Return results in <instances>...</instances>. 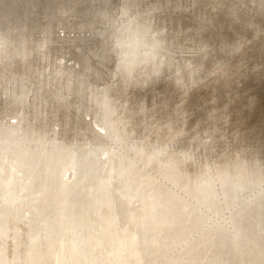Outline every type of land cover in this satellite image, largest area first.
I'll use <instances>...</instances> for the list:
<instances>
[{"label": "rangeland", "instance_id": "1", "mask_svg": "<svg viewBox=\"0 0 264 264\" xmlns=\"http://www.w3.org/2000/svg\"><path fill=\"white\" fill-rule=\"evenodd\" d=\"M72 1L69 0L68 3L71 2V5H66L63 10L64 14H60L64 18L60 27L58 24L56 25L57 18H59L56 15L43 17V13H39L34 16L29 11L23 12L19 7H17V12L11 16L12 18L7 20L4 13L16 10V7L14 6V8L10 4L1 6L0 2V24H2L0 25V47L6 46L4 49L0 48V61L2 58L0 63V66L2 65L0 67V136H2L0 145L5 147L4 149L0 147L2 149L0 150L2 156H0V172L2 171L0 174L2 178V180L0 178V206L6 204L11 210L14 209L13 211H20V225L15 231L17 234L25 229H35L37 226L34 231L41 240L37 247L29 248V252L34 248L37 251L32 250L33 252L28 254V259L15 260L12 264H62L56 262L62 261V253L67 250H70L67 251L68 254H74L71 255L75 264L79 262V264H264V0ZM96 3L99 7L102 6L99 8ZM43 4L50 6L47 1H44ZM95 6L97 8L94 10ZM19 11L24 15L17 19ZM32 20L35 21L32 22ZM54 21L55 23L52 24ZM42 22L47 25L44 26ZM22 24L23 27L19 29ZM51 25H53L52 28ZM80 26L84 27V30ZM111 28L112 30H109ZM5 29L10 32H6ZM22 29H26V33L23 32L20 35ZM45 30L47 31L44 32ZM13 31L15 32L13 33ZM18 31L19 33H16ZM53 32L55 33L53 34ZM67 34H69L68 37ZM19 36L16 43L19 48L18 46L10 48L11 42L9 41L13 42ZM137 38L138 40H136ZM89 39L92 41L91 43L88 41ZM39 43L41 44L38 45ZM92 43L93 45H91ZM68 47L71 49L68 50ZM77 47L79 48L77 49ZM29 49L30 51H28ZM66 50L69 52L67 53ZM74 50H78L76 52L81 57L80 55L75 56ZM94 50L95 54H93ZM98 50L99 52H96ZM19 55L21 57L18 58ZM87 56L90 58L88 59ZM79 58H84L85 61L82 59L80 65L75 67ZM46 62L47 66H45ZM84 62L88 66H85ZM109 64L110 66H108ZM64 67H66V71ZM9 68L10 70H8ZM73 68L75 69L73 70ZM39 70L42 73L38 74ZM35 71L36 73H34ZM54 73L55 75H53ZM95 78L97 79L95 80ZM67 79L71 83L68 84ZM74 80L75 84H73ZM52 83L57 86L55 87ZM20 89L22 90L19 91ZM67 95L70 96L66 97ZM30 96L34 98L32 99ZM55 98L59 100L57 101ZM53 99L55 102L57 101L58 105L53 102ZM63 99L64 101H61ZM2 104L3 106H1ZM74 104L77 105L76 108ZM4 105L8 106L4 108ZM73 113L75 114L73 115ZM88 113L89 116H87ZM96 113L98 114L96 115ZM37 120L39 124L36 122ZM36 127L38 131L46 132L48 136V138L46 136L47 142L42 139L40 143L36 144L44 146L43 153H41L43 156L39 155L37 160L43 161L52 158L50 168L55 172L52 170L49 173H52L53 176H56L60 170L63 171V175L65 174L66 177L61 176V179L63 178L68 183L66 186L69 197L66 202L58 201L59 199L56 200V198L49 200L46 197V199L44 194L38 193L42 188H39L40 185L37 182L34 183L30 178L25 179L26 175L29 176L23 171L25 164L22 162L25 161L24 158L30 151V145L36 143V141H32V137H29L31 128L36 129ZM15 130L17 131L15 132ZM93 143L95 144L93 145ZM62 148L67 151L64 152ZM56 152L59 155H55ZM84 152L89 154L84 155ZM71 157L74 161H69L68 164ZM8 163L15 166L12 165L10 168ZM16 165L19 166L18 170ZM64 172H68V174ZM80 179L81 181L78 182ZM21 181L23 182L21 183ZM14 182L18 187L20 185L24 187L22 193L16 192L18 187ZM69 192L73 194V198ZM5 193H7L5 196L2 195ZM19 196L22 200L19 199ZM17 200L22 204L19 201L16 203ZM76 200L77 202H74ZM65 205L67 209L73 207V210H70L68 215L66 214L67 216L60 218L61 221L55 214L57 215ZM38 206H41L40 209ZM80 209L82 210L80 211ZM86 214H89L88 218L83 216ZM34 215H37L38 220ZM50 215H54V219ZM66 217L70 218V221H63ZM46 218L51 220H46ZM24 219H27V222ZM41 219L44 222L40 221ZM256 219H259V222H256ZM93 223L94 226H92ZM9 226L10 234H12L15 230L12 220L9 221ZM45 226L48 227L45 228ZM20 228L22 229L19 230ZM0 237V241H2L0 247L3 244L0 253L3 250L11 251V253L7 252L10 264L11 258H13L12 250L17 244V236L13 235L14 239L9 237L10 240ZM46 237H49L48 240ZM57 239L59 240L56 241ZM23 245L24 248L25 245ZM53 251L57 253L55 254ZM48 257L52 259H48ZM27 260L30 262L28 263ZM1 261H3V257Z\"/></svg>", "mask_w": 264, "mask_h": 264}, {"label": "bare ground", "instance_id": "2", "mask_svg": "<svg viewBox=\"0 0 264 264\" xmlns=\"http://www.w3.org/2000/svg\"><path fill=\"white\" fill-rule=\"evenodd\" d=\"M44 1H47V3H48V5L50 4V6H46L45 4H43L44 3ZM72 1V0H71ZM97 1V0H96ZM96 1H94V2H96ZM102 1V0H101ZM107 1V0H106ZM108 1H112V0H108ZM107 1V2H108ZM115 1H118V0H115ZM114 1V2H115ZM249 1V0H248ZM0 2H1V6L2 5H7V4H10L11 6H15L16 7V10L14 9V10H9V11H7V12H5L4 14H5V17L7 18V20H9L10 18H12L11 16L13 15V14H15L16 12H17V7H19V8H21V10L24 12V11H29L30 12V14H33L34 16L35 15H38L39 13L41 14V13H43V17H45V15H46V17L48 16V15H50V16H54V15H56V17H59V18H57V22L58 23H56V25L58 24L59 25V27L63 24L61 21H63L64 20V18H62V16L63 15H60V14H64V12H63V10L65 9V7H66V5H68V4H70V3H68L69 2V0H0ZM73 2V1H72ZM82 2V1H81ZM106 2V3H107ZM179 2V1H178ZM227 2V1H226ZM75 3V2H74ZM83 3H85V2H83ZM100 3V2H99ZM111 3V2H110ZM97 5H98V3H96ZM102 4V3H101ZM104 4H105V2H104ZM113 4H115V3H113ZM176 4V3H175ZM260 4V3H259ZM9 5V6H10ZM71 5V4H70ZM78 5V4H77ZM84 5V4H83ZM87 5V4H86ZM90 5V4H89ZM89 5H88V7H89ZM92 5H93V3H92ZM106 5H108V3L106 4ZM110 5V4H109ZM229 5V4H228ZM0 6V7H1ZM43 6H44V8H43ZM102 6V5H101ZM100 6V7H101ZM111 6H112V3H111ZM117 6H118V3H117ZM14 7V8H15ZM73 7V6H72ZM75 7V6H74ZM82 7V6H81ZM84 7V6H83ZM87 7V8H88ZM91 7V6H90ZM98 7H99V5H98ZM99 7V8H100ZM104 7H105V5H104ZM110 7V6H109ZM86 8V7H85ZM95 8H97L96 6L94 7V10H95ZM108 8V7H107ZM106 8V9H107ZM114 8V7H113ZM118 8V7H117ZM231 8V7H230ZM254 8V7H253ZM4 9V8H3ZM10 9H11V7H10ZM70 10H71V8H69ZM75 9V8H74ZM89 9V8H88ZM87 9V10H88ZM104 9V8H103ZM106 9H104V10H106ZM111 9V8H110ZM115 9V8H114ZM150 9V8H149ZM237 9V8H236ZM83 10V9H82ZM87 10H85L86 12H87ZM100 10V9H99ZM107 10H109V9H107ZM118 10V9H117ZM116 11V10H115ZM147 11V10H146ZM157 11V10H156ZM1 12V11H0ZM23 12H20L19 11V14L17 15L18 16V18L17 19H20L24 14H23ZM26 12V13H27ZM80 12V11H79ZM97 12V11H96ZM95 12V13H96ZM109 12V11H108ZM78 13V12H77ZM91 13V12H90ZM94 13V14H95ZM102 13V12H101ZM115 13V12H114ZM154 13V12H153ZM3 14V13H2ZM69 14V13H68ZM68 14H67V16H68ZM83 14H85V13H83ZM93 14V13H92ZM100 14V13H99ZM107 14V13H106ZM136 14V13H135ZM26 15V14H25ZM32 15V16H33ZM91 15V14H90ZM96 15H97V13H96ZM101 15V14H100ZM120 15V14H119ZM15 16V15H14ZM16 16V17H17ZM27 16H28V14H27ZM31 16V15H30ZM30 16L28 17V19L30 18ZM66 16V15H65ZM71 16V15H70ZM85 16V15H84ZM105 16V15H104ZM115 16H116V14H115ZM138 16V15H137ZM208 16V15H207ZM20 17V18H19ZM42 17V18H43ZM69 17V16H68ZM81 17H82V14H81ZM106 17H108V16H106ZM185 17V16H184ZM36 18V17H35ZM41 18V19H42ZM84 18V17H83ZM97 18V17H96ZM95 18V19H96ZM105 18V17H104ZM118 18V17H117ZM140 18V17H139ZM251 18V17H250ZM23 20H24V18H22ZM38 20H41V19H39V18H37ZM36 19V20H37ZM45 19V18H44ZM48 19V18H47ZM47 19H46V21H47ZM51 19V18H50ZM74 19V18H73ZM79 19V18H78ZM86 19V18H85ZM84 19V20H85ZM101 19V18H100ZM100 19L98 20V21H100ZM154 19V18H153ZM37 20V21H38ZM43 20V19H42ZM41 20V21H42ZM91 20V19H90ZM114 20H115V18H114ZM14 21V20H13ZM16 21V20H15ZM19 21H21V20H19ZM18 21V22H19ZM35 21V20H34ZM33 20H32V22H34ZM40 21V22H41ZM67 21H68V19H67ZM92 21V20H91ZM96 21V20H95ZM103 21V20H102ZM2 22V21H1ZM18 22H17V25H18ZM44 22V21H43ZM42 22V23H43ZM49 22V21H48ZM70 22V21H69ZM80 22V21H79ZM104 22V21H103ZM111 22H113V21H111ZM118 22V21H117ZM178 22V21H177ZM31 23V22H30ZM37 23V22H36ZM41 23V24H42ZM51 23V22H50ZM55 23V21L52 23V24H54ZM65 23V22H64ZM76 23V22H75ZM85 23H86V21H85ZM93 23H94V21H93ZM92 23V24H93ZM208 23V22H207ZM259 23V22H258ZM24 24V23H23ZM23 24H22V26L19 28V27H17V28H19V29H21L22 27H23ZM44 24V23H43ZM83 24H84V22H83ZM91 24V23H90ZM117 24V23H116ZM260 24V23H259ZM0 25H2V24H0ZM20 25V24H19ZM31 25V24H30ZM36 25V24H35ZM47 24H44V26H46ZM77 25V24H76ZM80 25V24H79ZM160 25V24H159ZM8 26V25H7ZM11 26V25H10ZM13 26V25H12ZM28 26H29V24H28ZM32 26V25H31ZM39 26V25H38ZM37 26V27H38ZM75 26V25H74ZM73 26V27H74ZM84 26V25H83ZM94 26H96L95 24H94ZM110 26H111V24H110ZM2 27V26H1ZM25 27V26H24ZM34 27V26H33ZM53 27V25H51V28ZM64 27V26H63ZM63 27H61V28H63ZM80 27H82V26H80ZM90 27V26H89ZM97 27V26H96ZM106 27H107V25H106ZM159 27V26H158ZM13 28V27H12ZM36 28V27H35ZM49 28V27H48ZM72 28V27H71ZM77 28H78V26H77ZM105 28V27H104ZM109 28V27H108ZM143 28V27H142ZM264 28V27H263ZM15 29V28H14ZM39 29V28H38ZM43 29V28H42ZM50 29V28H49ZM66 27H65V31H66ZM82 29L84 30V27H82ZM90 29V28H89ZM115 29V28H114ZM154 29V28H153ZM2 30H4L3 28H2ZM1 30V31H2ZM8 30V29H7ZM31 30V29H30ZM35 30V29H34ZM48 30V29H47ZM47 30H45L44 32H46ZM83 30H82V32H83ZM102 30V29H101ZM109 30H112V28L111 29H109ZM160 30V29H159ZM5 31H6V29H5ZM20 31V30H19ZM19 31L18 32H16V33H19ZM26 31V29H22V31H20V35L21 34H23V32L24 33H26L25 32ZM55 31V30H54ZM58 31V30H57ZM73 31V30H72ZM78 31V30H77ZM95 31V30H94ZM2 32H4V31H2ZM6 32H8V31H6ZM5 32V33H6ZM10 32V31H9ZM8 32V33H9ZM15 31H13V33H14ZM34 31L32 30V33H33ZM101 32V31H100ZM1 33V32H0ZM29 33V32H28ZM27 33V34H28ZM49 33V32H48ZM47 33V34H48ZM55 32H53V34H54ZM57 33V32H56ZM78 33V32H77ZM80 33V32H79ZM85 33V32H84ZM83 33V34H84ZM89 33V32H88ZM92 33V32H91ZM102 33V32H101ZM105 34L107 33V32H104ZM112 33H113V31H112ZM136 33H137V31H136ZM3 34V33H2ZM7 34V33H6ZM31 34V33H30ZM36 34V33H35ZM51 34V33H50ZM50 34H49V37H50ZM64 34V33H63ZM71 34H72V32H71ZM90 34V33H89ZM93 34V33H92ZM8 35H10V34H8ZM14 35H17V34H14ZM25 35V34H24ZM29 35V34H28ZM74 35V34H73ZM118 35V34H117ZM162 35V34H161ZM27 36V35H26ZM26 36H24V38H26ZM35 36V35H34ZM40 36V35H39ZM51 36H53V35H51ZM56 36V35H55ZM60 36H64V35H60ZM69 36V34H67V37ZM88 36V35H87ZM114 36H115V34H114ZM166 36V35H165ZM1 37H3V36H1ZM5 37V36H4ZM9 37H11V36H9ZM12 37H14V36H12ZM30 37V36H29ZM37 37V36H36ZM43 37V36H42ZM75 37V36H74ZM81 37V36H80ZM93 37V36H92ZM105 37H106V35H105ZM167 37V36H166ZM19 38H20V36L19 37H17L16 39L17 40H14L13 42L12 41H9V42H11V45L9 46L10 48H14V47H17L18 46V48H19V45H16V43L18 42V40H19ZM41 38V37H40ZM44 38V37H43ZM43 38H41V39H43ZM79 38V37H78ZM85 38V37H84ZM94 38V37H93ZM1 39V38H0ZM4 39V38H3ZM32 39V38H31ZM35 39V38H34ZM37 39V38H36ZM40 39V40H41ZM51 39H54V38H51ZM74 39V38H73ZM92 39V38H91ZM105 39V38H104ZM109 39V38H108ZM210 39V38H209ZM10 40H12V39H10ZM29 40V39H28ZM58 40V39H57ZM66 40V39H65ZM79 40H81V39H79ZM106 40V39H105ZM136 40H138V38L136 39ZM234 40V39H233ZM4 41V40H3ZM27 41V40H26ZM35 41V40H34ZM59 41H61V40H59ZM70 41V40H69ZM86 41V40H85ZM88 41H90V43L92 42L90 39L88 40ZM95 41V40H94ZM100 41V40H99ZM206 41V40H205ZM28 42V41H27ZM35 42H37V41H35ZM75 42V41H74ZM1 43V42H0ZM21 43V42H20ZM19 43V44H20ZM25 43V42H24ZM30 43V42H29ZM44 43V42H43ZM54 43V42H53ZM57 43V42H56ZM80 43V42H79ZM95 43V42H94ZM98 43V42H97ZM103 43V42H102ZM101 43V44H102ZM115 43V42H114ZM5 44V43H4ZM6 44H8V43H6ZM28 44V43H27ZM35 44V43H34ZM37 44V43H36ZM41 43H39L38 45H40ZM86 44V43H85ZM139 44V43H138ZM2 45V44H1ZM26 45V44H25ZM28 45H30V44H28ZM56 45H58V44H56ZM70 45V44H69ZM68 45V46H69ZM77 45V44H76ZM84 45V44H83ZM91 45H93V43L91 44ZM97 45V44H96ZM103 45V44H102ZM106 45V44H105ZM112 45V44H111ZM4 46V48L6 47L5 45H3ZM36 46V45H35ZM34 46V48H37V47H35ZM63 46H64V44H63ZM67 46V45H66ZM99 46H101L100 44H99ZM107 46V45H106ZM115 46V45H114ZM22 47V46H21ZM27 48H28V46H26ZM42 47H43V45H42ZM50 47V46H49ZM55 47V46H54ZM85 47V46H84ZM87 47V46H86ZM105 47V46H104ZM112 47V46H111ZM126 47V46H125ZM0 48H2V49H4L3 47H0ZM27 48H25V49H27ZM31 48V47H30ZM56 48V47H55ZM63 48V47H62ZM69 48L70 47H68V50H69ZM79 47H77V49H78ZM96 48V47H95ZM97 48H98V45H97ZM96 48V49H97ZM107 48V47H106ZM115 48V47H114ZM7 49H8V47H7ZM32 49H33V47H32ZM45 49H46V46H45ZM54 49V48H53ZM58 49V48H57ZM71 49V48H70ZM73 49V48H72ZM80 49H81V47H80ZM90 49V48H89ZM93 49V48H92ZM95 49V50H96ZM103 49V48H102ZM105 49V48H104ZM103 49V50H104ZM108 49V48H107ZM118 49V48H117ZM131 49V48H130ZM35 50V49H34ZM40 50V49H39ZM60 50V49H59ZM95 50H94V53L93 54H95ZM110 50V49H109ZM146 50V49H145ZM23 51H26V50H23ZM28 51H30V49L28 50ZM36 51V50H35ZM43 51V50H42ZM63 51V50H62ZM65 51V50H64ZM67 51V50H66ZM75 52L76 51H78V50H74ZM81 51V50H80ZM85 51H86V49H85ZM111 51H114V50H112L111 49ZM7 52V51H6ZM14 52H15V50H14ZM44 52V51H43ZM45 52H47V51H45ZM69 51H67V53H68ZM88 52V51H87ZM96 52H99V50L98 51H96ZM107 52V51H106ZM144 52V51H143ZM13 53V52H12ZM16 54H18L17 53V51L15 52ZM20 53V52H19ZM30 53H33V52H30ZM36 53V52H35ZM35 53H34V55H35ZM91 53V52H90ZM100 53H102L101 51H100ZM3 54V53H2ZM4 54H5V52H4ZM9 54H10V51H9ZM14 54V53H13ZM45 54V53H44ZM65 54V53H64ZM87 54V53H86ZM148 54V53H147ZM151 54V53H150ZM7 55V54H6ZM25 55V54H24ZM46 55H47V53H46ZM55 55V54H54ZM62 55V54H61ZM67 55V54H66ZM75 56L76 55H80V54H77V52H76V54H74ZM87 55H89V54H87ZM131 55V54H130ZM16 56V55H15ZM27 56H29V55H27ZM37 56H39V55H37ZM43 56V55H42ZM56 56H58V55H56ZM64 56V55H63ZM71 56V55H70ZM69 56V57H70ZM98 56H99V54H98ZM105 56H106V54H105ZM108 56V55H107ZM135 56V55H134ZM1 57H3L2 55H1ZM19 57H21L20 55L18 56V58ZM44 57V56H43ZM80 57H81V55H80ZM88 57V56H87ZM92 57V56H91ZM116 57V56H115ZM13 58V57H12ZM16 59H17V57H15ZM14 58V59H15ZM26 58V57H25ZM29 58V57H28ZM27 58V59H28ZM74 58V57H73ZM90 57H88V59H89ZM98 58V57H97ZM141 58V57H140ZM14 59H13V61H14ZM15 59V60H16ZM29 59H31V57L29 58ZM37 59V58H36ZM77 59V58H76ZM82 59L84 60V58H79L78 59V61L76 62V64H75V67L76 66H78V65H80V61H82ZM93 59H94V57H93ZM92 59V60H93ZM101 59H103V58H101ZM109 59V58H108ZM117 59V58H116ZM119 59V58H118ZM9 60V59H8ZM20 60V59H19ZM22 60V59H21ZM35 60V59H34ZM46 60H49V59H46ZM53 61H54V59H52ZM70 60H71V58H70ZM110 60H112V59H110ZM144 60V59H143ZM1 61H2V58H1ZM1 61H0V63H1ZM17 61V60H16ZM28 61V60H27ZM72 61H74V60H72ZM85 61V60H84ZM95 61V60H94ZM109 61V60H108ZM12 62V61H11ZM18 62V61H17ZM21 62V61H20ZM36 62H38L37 60H36ZM44 62V61H43ZM49 62V61H48ZM90 62V61H89ZM93 62V61H92ZM103 62V61H102ZM112 62H114V61H112ZM14 63V62H13ZM31 63V62H30ZM29 63V64H30ZM40 63V62H39ZM85 63V62H84ZM84 63H82V64H84ZM94 63V62H93ZM111 63V62H110ZM3 64V63H2ZM9 64H10V62H9ZM41 64V63H40ZM52 64V63H51ZM72 64H73V62H72ZM82 64H81V66H82ZM98 64V63H97ZM102 64V63H101ZM35 65V64H34ZM50 65V64H49ZM57 65V64H56ZM90 65V64H89ZM255 65V64H254ZM7 66V65H6ZM45 66H47V62H46V64H45ZM44 66V67H45ZM53 66V65H52ZM61 66V65H60ZM67 66V65H66ZM71 66V65H70ZM74 66V65H73ZM85 66H88V64L86 65V63H85ZM91 66V65H90ZM95 66V65H94ZM99 66V65H98ZM103 66V65H102ZM108 66H110V64L108 65ZM0 67H2V65L0 66ZM11 67V66H10ZM43 67V68H44ZM55 67V66H54ZM58 67V66H57ZM84 67V66H83ZM92 67V66H91ZM3 68H6V67H4L3 66ZM29 68V67H28ZM35 68H37V66H35ZM41 68V67H40ZM48 68V67H47ZM53 68V67H52ZM79 68H81V67H79ZM101 68V67H100ZM100 68H99V70H100ZM111 68V67H110ZM38 69V68H37ZM57 69V68H56ZM71 69V68H70ZM75 68H73V70H74ZM84 69V68H83ZM87 69V68H86ZM98 69V68H97ZM101 69H103V68H101ZM107 69V68H106ZM257 69V68H256ZM8 70H10V68L8 69ZM34 70V69H33ZM55 70V69H54ZM61 70H63V69H61ZM64 70L66 71L67 69H66V67H64ZM63 70V71H64ZM98 70V71H99ZM109 70V69H108ZM111 70H112V68H111ZM12 71V70H11ZM28 71V70H27ZM62 71V73H64ZM68 71H70L71 72V70H68ZM83 71H86V70H83ZM93 71V70H92ZM91 71V72H92ZM101 71V70H100ZM113 71V70H112ZM31 72H32V70H31ZM77 72V71H76ZM106 72V71H105ZM104 72V73H105ZM5 73V72H4ZM34 73H36V71L34 72ZM34 73H31V74H33L34 75ZM39 73H42V72H40V70H39V72H38V74ZM46 73V72H45ZM61 73V72H60ZM61 73V74H62ZM99 73V72H98ZM103 73V72H102ZM101 73V74H102ZM107 73V72H106ZM112 73V72H111ZM148 73V72H147ZM15 74V73H14ZM44 74V73H43ZM50 74V73H49ZM65 74H66V72H65ZM64 74V75H65ZM71 74V73H70ZM84 74H85V72H84ZM96 74V73H95ZM22 75V74H21ZM52 75V74H51ZM50 75V76H51ZM53 75H55V73L53 74ZM63 75V74H62ZM67 75V74H66ZM69 75V74H68ZM74 75V74H73ZM72 75V76H73ZM77 75V74H76ZM80 75V74H79ZM9 76V75H8ZM11 76V75H10ZM37 76V75H36ZM43 76V75H42ZM60 76V75H59ZM82 76V75H81ZM92 76V75H91ZM101 76V75H100ZM99 76V77H100ZM32 77V76H31ZM35 77V76H34ZM75 77V76H74ZM94 77V76H93ZM95 77H97V76H95ZM19 78V77H18ZM26 78H27V76H26ZM25 78V79H26ZM36 78V77H35ZM63 78V77H62ZM76 78V77H75ZM85 78V77H84ZM92 78V77H91ZM11 79H12V77H11ZM14 79V78H13ZM21 79V78H20ZM46 79V78H45ZM49 79V78H48ZM47 79V80H48ZM73 79V78H72ZM97 78H95V80H96ZM18 80V79H17ZM22 80H24V79H22ZM21 80V81H22ZM37 80V79H36ZM53 80V79H52ZM57 80V79H56ZM61 81H62V79H60ZM65 80V79H64ZM68 80V79H67ZM71 80V79H70ZM105 80H107V79H105ZM20 81V80H19ZM24 81H26V80H24ZM42 81V80H41ZM58 81V80H57ZM69 81V80H68ZM59 82V81H58ZM57 82V83H58ZM75 82V80L73 81V84H75L74 83ZM80 82V81H79ZM103 82V81H102ZM262 82V81H261ZM18 83H20V82H18ZM44 83H47V82H44ZM56 83V82H55ZM62 83V82H61ZM65 83H66V81H65ZM69 83H71V81H69L68 82V84ZM82 83H84V82H82ZM86 83V82H85ZM11 84V83H10ZM23 84V83H22ZM24 84H26V83H24ZM50 84V83H49ZM53 84V83H52ZM92 84V83H91ZM99 84V83H98ZM4 85V84H3ZM19 85V84H18ZM17 85V86H18ZM54 85V84H53ZM62 85H63V83H62ZM85 85V84H84ZM5 86V85H4ZM13 86V85H12ZM16 86V85H15ZM14 86V87H15ZM46 86H47V84H46ZM55 86V85H54ZM57 86V85H56ZM55 86V87H56ZM70 86V85H69ZM74 86V85H73ZM78 86V85H77ZM94 86V85H93ZM97 86V85H96ZM100 86H101V84H100ZM19 87H21V86H19ZM31 87V86H30ZM48 87H49V85H48ZM52 87V86H51ZM62 87V86H61ZM63 87H64V85H63ZM11 88V87H10ZM40 88V87H39ZM66 89H67V87H65ZM84 88H85V86H84ZM100 88H102V87H100ZM18 89V88H17ZM57 89H59V88H57ZM56 89V90H57ZM61 89V88H60ZM69 89V88H68ZM74 89V88H73ZM73 89H71L72 91H73ZM22 89H20L19 91H21ZM25 90V89H24ZM32 90H33V87H32ZM52 90V89H51ZM79 90H80V88H79ZM83 90V89H82ZM18 91V90H17ZM17 91H15V92H17ZM26 92H27V90H25ZM36 91V90H35ZM59 91V90H58ZM87 91V90H86ZM7 92V91H6ZM10 92H12V91H10ZM49 92V91H48ZM48 92H47V94H48ZM69 92V91H68ZM91 92H93V91H91ZM102 92V91H101ZM229 92V91H228ZM1 93H2V90H1ZM8 93V92H7ZM40 93V92H39ZM62 93V92H61ZM64 93V92H63ZM72 93V92H71ZM74 93H76V92H74ZM85 93V92H84ZM3 94H4V92H3ZM9 94V93H8ZM20 94V93H19ZM19 94H18V97H17V100H18V98H19ZM26 94V93H25ZM28 94V93H27ZM31 94V93H30ZM54 94V93H53ZM56 94V93H55ZM15 95V94H14ZM20 95H22V94H20ZM33 95V94H32ZM35 95V94H34ZM38 96H39V94H37ZM36 95V96H37ZM41 95V94H40ZM52 95V94H51ZM62 95H64V94H62ZM76 95V94H75ZM79 95V94H78ZM85 95V94H84ZM24 96V95H23ZM29 96V95H28ZM46 96V95H45ZM59 96H61L60 94H59ZM68 96H70V95H67L66 97H68ZM10 97V96H9ZM8 97V98H9ZM25 98H26V96H24ZM31 97V96H30ZM51 97H53V96H51ZM56 97H57V95H56ZM66 97H63L64 99L66 98ZM76 97V96H75ZM83 97V96H82ZM21 98V97H20ZM32 98V97H31ZM34 98V97H33ZM32 98V99H33ZM39 98H40V96H39ZM3 99V98H2ZM16 99V98H15ZM56 99V98H55ZM64 99L63 100H61V101H64ZM68 99V98H67ZM13 100V99H12ZM20 100V99H19ZM25 100V99H24ZM27 100V99H26ZM49 100V99H48ZM48 100H47V102H48ZM57 100V99H56ZM59 100V99H58ZM57 100V101H58ZM70 100V99H69ZM85 100V99H84ZM91 100V99H90ZM3 101V100H2ZM9 101V100H8ZM30 101V100H29ZM50 101H52V100H50ZM56 101V102H57ZM66 101H68V100H66ZM1 102V101H0ZM5 102H6V100H5ZM19 102V101H18ZM23 102V101H22ZM22 102H20V103H22ZM32 102V101H31ZM53 102H55L54 101V99H53ZM55 102V103H56ZM73 102V101H72ZM82 102V101H81ZM9 103V102H8ZM13 103V102H12ZM15 103V102H14ZM34 103V102H33ZM51 103V102H50ZM59 103V102H58ZM101 103V102H100ZM1 104V103H0ZM19 104V103H18ZM25 104H28V103H25ZM57 104V103H56ZM56 104H55V106H56ZM60 104H61V102H60ZM64 104H66V103H64ZM12 105V104H11ZM14 105V104H13ZM35 105V104H34ZM37 105V104H36ZM38 105H39V103H38ZM58 105V104H57ZM70 105V104H69ZM75 105V104H74ZM84 105V104H83ZM89 105V104H88ZM87 105V106H88ZM93 106H94V104H92ZM108 105V104H107ZM1 106H3V104L1 105ZM8 106V105H7ZM7 106H5L4 105V108L5 107H7ZM51 106V105H50ZM54 106V105H53ZM61 106V105H60ZM66 106V105H65ZM92 106V107H93ZM13 107V106H12ZM19 107H20V105H19ZM31 107V106H30ZM36 107V106H35ZM57 107V106H56ZM77 107V105H75V108ZM85 107V106H84ZM96 107V106H95ZM109 107V106H108ZM29 108V107H28ZM58 108V107H57ZM56 108V109H57ZM60 108V107H59ZM67 108V107H66ZM16 109V108H15ZM22 109V108H21ZM25 109V108H24ZM78 109V108H77ZM80 109H81V107H80ZM86 109V108H85ZM23 110V109H22ZM30 110V109H29ZM68 110V109H67ZM66 110V111H67ZM70 110H71V108H70ZM84 110V109H83ZM1 111V110H0ZM6 111V110H5ZM14 111V110H13ZM16 111V110H15ZM20 111V110H19ZM43 111H45V110H43ZM63 111V110H62ZM73 111V110H72ZM76 111V110H75ZM98 111V110H97ZM253 111V110H252ZM4 112V111H3ZM55 112V111H54ZM89 112V111H88ZM20 113V112H19ZM23 113V112H22ZM21 113V114H22ZM27 113V112H26ZM36 113H38L37 112V110H36ZM53 113V112H52ZM82 113V112H81ZM93 113V112H92ZM5 114V113H4ZM16 114V113H15ZM41 114V113H40ZM62 114V113H61ZM67 114H68V112H67ZM75 113H73V115H74ZM90 114H91V112H90ZM98 113H96V115H97ZM102 114V113H101ZM260 114V113H259ZM57 115V114H56ZM91 115H93V114H91ZM6 116V115H5ZM24 116H25V114H24ZM76 116V115H75ZM87 116H89V113H88V115ZM9 117V116H8ZM62 117V116H61ZM91 117V116H90ZM3 118V117H2ZM6 118V117H5ZM30 118V117H29ZM38 118H40V117H38ZM44 118V117H43ZM80 118H82V117H80ZM155 118V117H154ZM11 119V118H10ZM85 119V118H84ZM96 119V118H95ZM21 120V119H20ZM28 120V119H27ZM40 120V119H39ZM54 120V119H53ZM78 120H79V118H78ZM103 120V119H102ZM7 121H10V120H7ZM26 121V120H25ZM81 121H83V120H81ZM37 123H38V120L36 121ZM59 122V121H58ZM84 122V121H83ZM86 122V121H85ZM101 122V121H100ZM2 123H3V121H2ZM9 123V122H8ZM49 123V122H48ZM53 123V122H52ZM21 124V123H20ZM39 124V123H38ZM77 124V123H76ZM83 124V123H82ZM4 125H5V123H4ZM11 125H13V124H11ZM53 125V124H52ZM56 125V124H55ZM67 125H68V123H67ZM71 125V124H70ZM78 126H79V124H77ZM101 125H102V123H101ZM3 126V125H2ZM14 126V125H13ZM91 126V125H90ZM89 126V127H90ZM9 127H11V126H9ZM29 127V126H28ZM87 127V126H86ZM104 128L106 127V126H103ZM15 128V127H14ZM13 128V129H14ZM39 128H40V125H39ZM46 128V127H45ZM81 128H83V127H81ZM103 128V129H104ZM2 129V128H1ZM22 129V128H21ZM38 128L36 127V129L34 128H31V135L29 136L31 139H32V141H36V143L35 144H32V145H30V151L28 152V154L26 155V154H24V155H26V158H24V162H22L23 164H25V166L23 165V171L24 172H26L27 174H28V176L29 177H27V175H26V177H25V179H28V178H30L31 179V181H33L34 183L35 182H37V184L38 185H40V187L39 188H42L38 193H41L42 195L44 194V196H45V198L47 197V198H49V200H52V199H55L56 198V200H58V201H67V198L69 197V194H68V189H67V182L66 181H64L63 180V178L64 177H66V176H64L63 175V171L62 170H60L58 173H57V175L56 176H53V174L51 173H49V171H54V169H52L51 170V168H50V166H51V159H45V160H43V161H40L39 159L37 160V157L40 155V156H43L41 153H43V147L42 146H37L36 144H38V143H40L41 141H42V139L45 141V142H47L46 141V132H43V133H41L40 131H38L37 130ZM89 129V128H88ZM94 129V128H93ZM102 129V128H101ZM27 130V129H26ZM26 130H23V131H26ZM1 131H4V130H1ZM8 131V130H7ZM11 131V130H10ZM14 131V130H13ZM17 130H15V132H16ZM68 131V130H67ZM98 131V130H97ZM137 131V130H136ZM50 132H51V130H50ZM62 132V131H61ZM99 132V131H98ZM14 133V132H13ZM24 132H22V134H23ZM79 133V132H78ZM92 133V132H91ZM97 132H95V134H96ZM3 134V133H2ZM100 134V133H99ZM24 135V134H23ZM26 135V134H25ZM69 135V134H68ZM97 135H98V133H97ZM97 135H96V137H97ZM10 136H11V134H10ZM72 136H73V134H72ZM5 137H6V135H5ZM4 137V138H5ZM20 137V136H19ZM18 137V138H19ZM23 137V136H22ZM34 137H35V139H34ZM57 137V136H56ZM83 137V136H82ZM117 137V136H116ZM0 138H2V136H0ZM7 138V137H6ZM8 138H9V136H8ZM17 138V137H16ZM24 138V137H23ZM22 138V139H23ZM47 138H48V136H47ZM50 138V137H49ZM85 138V137H84ZM95 138V137H94ZM102 138H103V135H102ZM13 139H14V137H13ZM34 139V140H33ZM100 139V138H99ZM12 140V139H11ZM20 141H21V139H19ZM18 140V141H19ZM49 140V139H48ZM52 140H53V137H52ZM57 140V139H56ZM68 140V139H67ZM212 140V139H211ZM5 141V140H4ZM12 141H14V140H12ZM11 141V142H12ZM16 141V140H15ZM23 141V140H22ZM62 141V140H61ZM9 142V141H8ZM25 142V141H24ZM29 142V141H28ZM57 142V141H56ZM96 142V141H95ZM2 143V142H1ZM21 143H23V142H21ZM48 143H50V142H48ZM67 143V142H66ZM88 143V142H87ZM2 144H4V143H2ZM26 144V143H25ZM31 144V143H30ZM43 144V143H42ZM41 144V145H42ZM89 144H91V143H89ZM95 143H93V145H94ZM107 144H108V142H107ZM18 145H20V144H18ZM45 145V144H44ZM47 145H51V144H47ZM60 145V144H59ZM63 145V144H62ZM72 145V144H71ZM88 145V144H87ZM99 145V144H98ZM106 145V144H105ZM108 145H110V144H108ZM16 146H17V144H16ZM57 146H58V144H57ZM75 146V145H74ZM85 146V145H84ZM102 146V145H101ZM104 146V145H103ZM0 147H2L1 145H0ZM52 148H53V146H51ZM56 147V146H55ZM54 147V148H55ZM66 147V146H65ZM65 147H64V149H65ZM86 147V146H85ZM84 147V149H86ZM88 147V146H87ZM3 149L5 148V147H2ZM9 148V147H8ZM13 148V147H12ZM27 148V147H26ZM47 148V147H46ZM50 148V147H49ZM73 148V147H72ZM75 148V147H74ZM77 148H79V147H77ZM82 148V147H81ZM102 148V147H101ZM113 148V147H112ZM20 149V148H19ZM63 149V148H62ZM64 149H63V151H64ZM71 149V148H70ZM94 149V148H93ZM92 149V150H93ZM99 149V148H98ZM103 149H105V148H103ZM102 149V150H103ZM110 149V148H109ZM0 150H2V149H0ZM13 150H14V148H13ZM54 150V149H53ZM67 150H68V147H67ZM67 150H65L64 152H66ZM73 150H75V149H73ZM101 150V149H100ZM9 151V150H8ZM7 151V152H8ZM44 151H45V149H44ZM61 151V150H60ZM90 151V150H89ZM95 151V150H94ZM97 151V150H96ZM111 151V150H110ZM118 151V150H117ZM3 152V151H2ZM22 152V151H21ZM25 152V151H24ZM50 152V151H49ZM53 152V151H52ZM87 152H88V150H87ZM87 152L85 153L84 152V155L85 154H87ZM99 152V151H98ZM107 152V151H106ZM186 152V151H185ZM0 153H1V151H0ZM9 153V152H8ZM13 153V152H12ZM51 153V152H50ZM53 153H55V152H53ZM60 153V152H59ZM70 153V152H69ZM68 153V154H69ZM73 153H74V151H73ZM76 153V152H75ZM80 153V152H79ZM97 153V152H96ZM95 153V154H96ZM103 153V152H102ZM107 153H109V152H107ZM191 153V152H190ZM58 153L56 152V154L55 155H57ZM78 154V153H77ZM80 154H82V152L80 153ZM89 154V153H88ZM87 154V155H88ZM92 154H93V152H92ZM99 154V153H98ZM98 154H97V157H99L98 156ZM111 154H112V151H111ZM254 154V153H253ZM11 155V154H10ZM49 155V154H48ZM59 155V154H58ZM67 155V154H66ZM66 155H64L65 157H66ZM83 155V156H84ZM104 155V154H103ZM114 155V154H113ZM195 155V154H194ZM1 156V155H0ZM17 156V155H16ZM19 156V155H18ZM39 156V157H40ZM63 156V157H64ZM72 156H73V154H72ZM78 156H80V155H78ZM82 156V157H83ZM90 156H92V155H90ZM109 156V155H108ZM111 156V155H110ZM109 156V157H110ZM119 156V155H118ZM2 157V156H1ZM38 157V158H39ZM45 157V156H44ZM53 157V156H52ZM70 157V156H69ZM201 157V156H200ZM252 157V156H251ZM5 158V157H4ZM16 158V157H15ZM21 158V157H20ZM42 158V157H41ZM40 158V159H41ZM50 158V157H49ZM68 158V157H67ZM74 158V157H73ZM85 158H86V156H85ZM91 158V157H90ZM218 158H219V156H218ZM226 158V157H225ZM22 159V158H21ZM44 159V158H43ZM55 159H57V158H55ZM61 159V161H62V158H60ZM79 159V158H78ZM97 159V158H96ZM99 159V158H98ZM2 160H4V159H2ZM5 160L7 161V159L5 158ZM14 160V159H13ZM19 160V159H18ZM68 160V159H67ZM72 160L74 161V159H72V157L71 158H69V160H68V164L70 163L69 161H71L72 162ZM88 160V159H87ZM94 160H95V158H94ZM104 160H106V159H104ZM20 161V160H19ZM65 161V160H64ZM81 161V160H80ZM90 161V160H89ZM248 161V160H247ZM1 162H3V161H1ZM5 162V161H4ZM10 162V161H9ZM53 162V161H52ZM107 162H108V160H107ZM12 163V162H11ZM11 163H8V164H10V165H8V167L10 166V168H11V166L12 165H14V164H12L11 165ZM15 163H16V159H15ZM59 163V162H58ZM63 163V162H62ZM65 163V162H64ZM66 163H67V161H66ZM94 163V162H93ZM103 163H104V161H103ZM106 163V162H105ZM117 163V162H116ZM1 164V163H0ZM4 164V163H3ZM17 164V163H16ZM56 164H57V162H56ZM61 164V163H60ZM79 164V163H78ZM84 164V163H83ZM100 164V163H99ZM99 164H97V165H99ZM227 164V163H226ZM260 164V163H259ZM73 165H75V164H73ZM81 165V164H80ZM15 166V165H14ZM17 166V165H16ZM20 166H21V164H20ZM58 166V165H57ZM56 166V167H57ZM70 166H71V164H70ZM69 166V167H70ZM78 166V165H77ZM230 166V165H229ZM254 166V165H253ZM4 167V166H3ZM18 167L19 166H17V170H18ZM26 167V168H25ZM69 167H67V169H70ZM80 167V166H79ZM90 167V166H89ZM103 167H104V165H103ZM2 168V167H1ZM15 168V167H14ZM60 168V167H59ZM65 168H66V166H65ZM176 168V167H175ZM7 169V168H6ZM94 169H96V168H94ZM252 169V168H251ZM3 170V169H2ZM10 170V169H9ZM14 170V169H13ZM15 170H16V168H15ZM87 170V169H86ZM100 170V169H99ZM106 170V169H105ZM262 170V169H261ZM8 171V170H7ZM69 171V170H68ZM71 171V170H70ZM79 171V170H78ZM104 171V170H103ZM248 171V170H247ZM2 172V171H1ZM0 172V174H2ZM14 172V171H13ZM16 172V171H15ZM14 172V173H15ZM19 172V171H18ZM24 172H23V174H24ZM55 172V171H54ZM62 172V173H61ZM81 172V171H80ZM101 172V171H100ZM99 172V173H100ZM111 172V171H110ZM3 173H5V172H3ZM9 173V172H8ZM46 175V177H45V175ZM64 173H66V174H68V172H64ZM94 173V172H93ZM98 173V174H99ZM235 173V172H234ZM56 174V173H55ZM70 174V173H69ZM115 174V173H114ZM10 175V174H9ZM18 175V174H17ZM16 175V176H17ZM42 175H44V176H42ZM97 175V174H96ZM95 175V176H96ZM4 176V175H3ZM19 176H22V175H19ZM61 176H63V178L61 179ZM74 176V175H73ZM85 176V175H84ZM87 176V175H86ZM90 176V175H89ZM89 176H88V178H89ZM101 176V175H100ZM250 176V175H249ZM5 178H6V176H4ZM8 177V176H7ZM70 177V176H69ZM82 177H83V175H82ZM93 177V176H92ZM113 177V176H112ZM111 177V178H112ZM239 177V176H238ZM251 177V176H250ZM1 178V177H0ZM22 178V177H21ZM74 178V177H73ZM24 179V178H23ZM23 179H21V180H23ZM33 179V180H32ZM75 179V178H74ZM87 179V178H86ZM100 179V178H99ZM103 179H104V177H103ZM106 179V178H105ZM109 179V178H108ZM1 180H2V178H1ZM9 180V179H8ZM17 180H18V178H17ZM16 180V181H17ZM84 180V179H83ZM7 181V180H6ZM29 181V180H28ZM64 181V182H63ZM78 181V180H77ZM81 181V179L78 181V182H80ZM132 181V180H131ZM242 181V180H241ZM260 181V180H259ZM4 182H5V180H4ZM3 182V183H4ZM23 181H21V183H22ZM66 182V183H65ZM76 182V181H75ZM90 182H92V181H90ZM99 182V181H98ZM101 182V181H100ZM15 183V182H14ZM30 183V182H29ZM87 183H89V182H87ZM228 183V182H227ZM255 183V182H254ZM2 184V183H1ZM16 184V183H15ZM28 184V183H27ZM106 185H107V183H105ZM240 184V183H239ZM249 184V183H248ZM24 185H25V183H24ZM76 185V184H75ZM90 185V184H89ZM91 185H92V183H91ZM94 185V184H93ZM99 185V184H98ZM3 186V185H2ZM1 186V187H2ZM14 186V185H13ZM16 186H17V184H16ZM32 186V185H31ZM34 186H35V184H34ZM73 186V185H72ZM80 186V185H79ZM86 186V185H85ZM237 186V185H236ZM18 187V186H17ZM26 187V186H25ZM69 187V186H68ZM99 187V186H98ZM107 187V186H106ZM256 187V186H255ZM262 187V186H261ZM4 188V187H3ZM9 188V187H8ZM8 188H6V189H8ZM24 187L23 186H19L17 189H16V192L17 193H22L21 191L22 190H24L23 189ZM28 188H29V186H28ZM30 188H32V187H30ZM70 188V187H69ZM79 188H81V187H79ZM84 188V187H83ZM88 188V187H87ZM1 189V188H0ZM12 189V188H11ZM38 189V188H37ZM94 189V188H93ZM3 190V189H2ZM14 190V189H13ZM29 190V189H28ZM88 190V189H87ZM100 190V189H99ZM101 190H102V188H101ZM7 191V190H6ZM5 191V192H6ZM12 191V190H11ZM106 191V190H105ZM111 191V190H110ZM15 192V191H14ZM26 192V191H25ZM238 192V191H237ZM1 193V192H0ZM32 193V192H31ZM70 193V192H69ZM73 193V192H72ZM75 193H77V192H75ZM87 193V192H86ZM91 193V192H90ZM100 193H101V191H100ZM240 193V192H239ZM7 193H5V194H2V195H6ZM10 194H11V192H10ZM13 194V193H12ZM71 194V193H70ZM78 194V193H77ZM18 195V194H17ZM19 195H21V194H19ZM33 195V194H32ZM72 195V198H73V194H71ZM15 196H16V194H15ZM24 196H25V194H24ZM79 196V195H78ZM77 196V197H78ZM82 196V195H81ZM87 196V195H86ZM92 196V195H91ZM111 196V195H110ZM256 196V195H255ZM11 197V196H10ZM9 197V198H10ZM13 197V196H12ZM18 197V196H17ZM21 196H19V199L20 200H22L21 198H20ZM28 197V196H27ZM30 197V196H29ZM28 197V198H29ZM33 197V196H32ZM94 197V196H93ZM3 198V197H2ZM22 198H23V195H22ZM41 198V197H40ZM44 198V199H45ZM46 198V199H47ZM52 198V199H51ZM95 198H96V195H95ZM32 199V198H31ZM31 199H30V201H31ZM42 199V198H41ZM45 199V200H46ZM11 200V199H10ZM14 200H16V199H14ZM25 201H26V199H24ZM38 200V199H37ZM36 200V201H37ZM69 200V199H68ZM19 200H17L16 201V203L18 202ZM28 201V200H27ZM107 201V200H106ZM111 201V200H110ZM146 201V200H145ZM2 202H4V201H2ZM13 202H15V201H13ZM20 202V201H19ZM34 202H35V198H34ZM41 202H43V201H41ZM50 202H53V201H50ZM74 202H77V200L76 201H74ZM179 202V201H178ZM260 202V201H259ZM1 203V202H0ZM21 203V202H20ZM31 203V202H30ZM30 203H28V204H30ZM33 203V202H32ZM38 203V202H37ZM68 203V202H67ZM71 203V202H70ZM10 204V203H9ZM12 204V203H11ZM10 204V205H11ZM22 204V203H21ZM25 204V203H24ZM40 204V203H39ZM54 204V203H53ZM81 204V203H80ZM88 204V203H87ZM90 204V203H89ZM93 204V203H92ZM222 204V203H221ZM48 205V204H47ZM57 205V204H56ZM55 205V206H56ZM59 205H62V204H59ZM63 205H64V203H63ZM69 205V204H68ZM42 206H44V205H42ZM52 206V205H51ZM74 206V205H73ZM81 206V205H80ZM80 206H78V207H80ZM85 206H87V205H85ZM110 206V205H109ZM264 206V205H263ZM14 207H16V206H14ZM26 207V206H25ZM25 207H23V209H25ZM28 207H30V206H28ZM39 207V206H38ZM41 207V206H40ZM40 207H39V209H40ZM49 207V206H48ZM57 207V206H56ZM59 207V206H58ZM83 207H84V205H83ZM169 207V206H168ZM259 207H261V206H259ZM18 208V207H17ZM16 208V209H17ZM32 208V207H31ZM52 208H53V206H52ZM52 208H50L51 210H52ZM75 208H76V206H75ZM94 208V207H93ZM110 208V207H109ZM180 208V207H179ZM27 209V208H26ZM57 209H59V208H57ZM56 209V210H57ZM83 209V208H82ZM82 209H80V211L82 210ZM194 209V208H193ZM14 209H12L11 210V208H9L6 204H1V206H0V236H2L3 238H6V239H4V240H7L9 237H12L13 235H16L17 236V244H16V246H15V248L12 250L13 251V258H11L12 260L10 261V264H12V262H14L15 260H21V259H23L24 260V258H27L28 259V254H30L31 253V251L33 250H31L30 252H29V248L30 247H37L40 243V237L38 236V234L37 233H35V229L37 228V226H35L34 228L35 229H33V228H29V229H25L24 231H22V232H20V233H16L15 231H16V228H18L19 226L18 225H20L19 224V212L20 211H13ZM20 210V209H19ZM22 210V209H21ZM34 210V209H33ZM37 210V209H36ZM54 210V209H53ZM70 210H73V207H68V209L66 208V205L63 207V208H61V210L60 211H58V213H57V215L55 214V216H57L59 219L61 218H63L66 214L68 215V213L70 212ZM90 210V209H89ZM93 210V209H92ZM126 210V209H125ZM11 211V212H10ZM12 211H13V213H12ZM30 211V210H29ZM50 211V210H49ZM22 212V211H21ZM25 212V211H24ZM36 212V211H35ZM42 212H43V210H42ZM75 212V211H74ZM87 212V211H86ZM168 212V211H167ZM259 212V211H258ZM28 213H30V212H28ZM33 213V212H32ZM39 213V212H38ZM37 213V214H38ZM40 213H41V211H40ZM49 213V212H48ZM52 213V212H51ZM50 213V214H51ZM56 213V212H55ZM73 212H71V214H72ZM76 213V212H75ZM89 213V212H88ZM113 213V212H112ZM7 214H11L10 216H8ZM25 214V213H24ZM31 214V213H30ZM35 214V213H34ZM99 214V213H98ZM174 214V213H173ZM190 214V213H189ZM205 214V213H204ZM262 214V213H261ZM40 215V214H39ZM38 215V216H39ZM66 215V216H67ZM73 215V214H72ZM78 215V214H77ZM87 215V214H86ZM86 215H83V216H85V217H87L88 218V216H89V214L86 216ZM177 215V214H176ZM21 217H22V215H20ZM35 216V218H36V216L37 215H34ZM45 216V215H44ZM51 217H52V219H54L53 218V216L52 215H50ZM70 216V215H69ZM76 216V215H75ZM80 216V215H79ZM82 216V217H83ZM253 216V215H252ZM258 216V215H257ZM263 216V215H262ZM23 217H24V215H23ZM49 217V216H48ZM57 217H56V219H57ZM73 217V216H72ZM71 217V219H73ZM205 217V216H204ZM259 217V216H258ZM8 218V219H7ZM28 218V217H27ZM94 218V217H93ZM256 218V217H255ZM37 219V218H36ZM45 219V218H44ZM43 219V220H44ZM51 220V219H49V218H46V220ZM60 219V220H61ZM70 218H68V217H66L65 218V220H63V221H66V222H68V221H70L69 220ZM90 219V218H89ZM104 219V218H103ZM261 219H262V217H261ZM260 219V220H261ZM10 220H12L13 221V223H14V225H15V230H13V232H12V234H10L11 232V228H10V226H9V221ZM25 220V219H24ZM23 220V221H24ZM27 220V219H26ZM25 220V221H26ZM33 220V219H32ZM38 220V219H37ZM85 220H87V219H85ZM111 220H112V218H111ZM159 220V219H158ZM208 220V219H207ZM21 221H22V219H21ZM29 221V220H28ZM40 221H42V219L40 220ZM53 221V220H52ZM55 221H57V220H55ZM62 221V220H61ZM81 221H84V220H81ZM93 222H94V220H92ZM205 221V220H204ZM203 221V222H204ZM256 222H259V219L257 220H255ZM27 222V221H26ZM30 222V221H29ZM34 222H36V221H34ZM42 222H44V221H42ZM41 222V223H42ZM60 222V221H59ZM58 222V223H59ZM72 222V221H71ZM76 222H77V219H76ZM87 222V221H86ZM110 222V221H109ZM32 223V222H31ZM30 223V224H31ZM38 223V222H37ZM36 223V224H37ZM40 223V222H39ZM45 223H47L46 221H45ZM48 223H49V221H48ZM54 223V222H53ZM62 223V222H61ZM73 223H74V221H73ZM91 223V222H90ZM262 223V222H261ZM264 223V222H263ZM27 224V223H26ZM35 224V223H34ZM50 224V223H49ZM63 224V223H62ZM71 224V223H70ZM79 224V223H78ZM82 224V223H81ZM254 224V223H253ZM252 224V226H256V225H253ZM32 225V224H31ZM58 225V224H57ZM56 225V226H57ZM65 225H66V223H65ZM128 225V224H127ZM187 225V224H186ZM13 226V225H12ZM39 226V225H38ZM41 226V225H40ZM49 226V225H48ZM48 226H45V228L46 227H48ZM53 226V225H52ZM67 226V225H66ZM91 226V225H90ZM92 226H94V223L92 224ZM217 226V225H216ZM259 226V225H258ZM21 227H22V225H21ZM65 227V226H64ZM68 227V226H67ZM66 227V228H67ZM81 227V226H80ZM86 227V226H85ZM107 227V226H106ZM109 227V226H108ZM113 227V226H112ZM129 227V226H128ZM131 227V226H130ZM181 227V226H180ZM248 227V226H247ZM257 227V226H256ZM44 228V227H43ZM62 228V227H61ZM72 228H73V226H72ZM89 228V227H88ZM22 228H20L19 230H21ZM39 229V228H38ZM49 229V228H48ZM53 229V228H52ZM63 229V228H62ZM79 229V228H78ZM87 229V228H86ZM107 229V228H106ZM118 229V228H117ZM244 229V228H243ZM252 229H253V227H252ZM35 230V231H34ZM40 230H42V228H40ZM44 230V229H43ZM47 230V229H46ZM50 230V229H49ZM66 230V229H65ZM64 230V231H65ZM73 230V229H72ZM71 230V231H72ZM82 230V229H81ZM93 230H94V228H93ZM119 230V229H118ZM39 230H37V232H38ZM60 231V230H59ZM76 231V230H75ZM79 231V230H78ZM77 231V232H78ZM96 231V230H95ZM95 231H94V233H95ZM130 231V230H129ZM128 231V232H129ZM44 232V231H43ZM51 232V231H50ZM115 232V231H114ZM121 232V231H120ZM39 233V232H38ZM46 234H47V232H45ZM71 233V232H70ZM73 233V232H72ZM79 233V232H78ZM80 233H81V231H80ZM86 233H88V232H86ZM119 233V232H118ZM186 233V232H185ZM45 234V235H46ZM61 234V233H60ZM74 234V233H73ZM72 234V235H73ZM83 234V233H82ZM44 235V234H43ZM49 235V234H48ZM53 235V233L51 234V236ZM58 235V234H57ZM62 235V234H61ZM78 235H80V234H78ZM201 235V234H200ZM42 236V235H41ZM50 236V235H49ZM56 236V235H55ZM65 236H66V234H65ZM69 237H70V235H68ZM74 236V235H73ZM83 236V235H82ZM95 236V235H94ZM44 237V236H43ZM69 237H68V240H69ZM76 237V236H75ZM75 237H74V239H75ZM137 237V236H136ZM1 238V237H0ZM13 238V237H12ZM45 238V237H44ZM47 238V237H46ZM49 238V237H48ZM48 238H47V240H48ZM55 238V237H54ZM88 238V237H87ZM90 238V237H89ZM92 238V237H91ZM90 238V239H91ZM94 238V237H93ZM14 239V238H13ZM16 239V238H15ZM60 239H62V238H60ZM66 239V238H65ZM65 239H64V241H65ZM73 239V238H72ZM85 239V238H84ZM90 239H88V240H90ZM97 239H99V238H97ZM8 240H10V239H8ZM59 239H57L56 241H58ZM71 240V239H70ZM76 240V239H75ZM82 240V239H81ZM55 241V240H54ZM79 241V240H78ZM117 241V240H116ZM125 241V240H124ZM2 241H0V243H1ZM8 242V241H7ZM45 242V241H44ZM51 242H52V239H51ZM61 242V241H60ZM66 242H67V240H66ZM72 242H74V241H72ZM83 242V241H82ZM81 242V243H82ZM94 242V241H93ZM92 242V243H93ZM126 242V241H125ZM58 243V242H57ZM65 243V242H64ZM68 243H69V245H70V242L68 241ZM76 243V242H75ZM90 243V242H89ZM105 243V242H104ZM22 244H24L23 246H24V248L22 247ZM60 244H63V243H60ZM60 244H58V245H60ZM77 244V243H76ZM96 244V243H95ZM107 244V243H106ZM57 245V246H58ZM66 245H67V243H66ZM74 245V244H73ZM78 245V244H77ZM2 246H3V244H2ZM1 246V247H2ZM13 246V245H12ZM51 246H52V244H51ZM61 246V245H60ZM87 246V245H86ZM0 247V248H1ZM10 247V246H9ZM56 247V246H55ZM66 247V246H65ZM77 247V246H76ZM81 247V246H80ZM84 247H85V245H84ZM103 247V246H102ZM101 247V248H102ZM6 248V247H5ZM60 248V247H59ZM68 248H70L69 246H68ZM72 248V247H71ZM87 248V247H86ZM126 248V247H125ZM9 249V248H8ZM49 249V248H48ZM55 249V248H54ZM60 249H62V248H60ZM34 250H36L37 251V249L36 248H34ZM33 250V251H34ZM73 250H74V247H73ZM235 250V249H234ZM32 251V252H33ZM47 251V250H46ZM50 251V250H49ZM58 251V250H57ZM60 251V250H59ZM68 251V250H67ZM63 252L62 253V256H61V259H62V261L61 262H59V261H57L56 263H62V264H75L76 262L74 261V258H73V256L71 255V254H73V253H71V254H68V252L70 251H68V252ZM75 251V250H74ZM80 251V250H79ZM94 251V250H93ZM8 252V251H7ZM7 252H6V250H3L1 253H0V264H9V255L7 254ZM9 252L11 253V251L9 250ZM8 252V253H9ZM71 252H73V251H71ZM76 252V251H75ZM89 252H90V250H89ZM97 252V251H96ZM110 252V251H109ZM42 253V252H41ZM47 253V252H46ZM45 253V255L47 256V254ZM52 253V252H51ZM53 253H55L54 251H53ZM57 253V252H56ZM55 253V254H56ZM59 253H61V252H59ZM58 253V254H59ZM78 253V252H77ZM81 253H83V252H81ZM37 254V253H36ZM40 254V253H39ZM39 254H37V255H39ZM48 254H49V252H48ZM58 254H57V256H58ZM79 254V253H78ZM77 254V255H78ZM93 254H94V252H93ZM96 254V253H95ZM103 254V253H102ZM108 254V253H107ZM250 254V253H249ZM44 255V256H45ZM53 255V254H52ZM74 255V254H73ZM77 255H75V256H77ZM98 255V254H97ZM106 255V254H105ZM138 255H140V254H138ZM203 255V254H202ZM50 256V255H49ZM54 256V255H53ZM127 256V255H126ZM142 256V255H141ZM253 256H255V255H253ZM3 257V261H1V258ZM9 257V258H8ZM33 257V256H32ZM34 257H35V255H34ZM52 257V256H51ZM51 257H48V259L49 258H51ZM78 257V256H77ZM79 257H81V256H79ZM31 258V257H30ZM37 258L39 259V257L37 256ZM42 258V257H41ZM40 258V259H41ZM52 258H54V257H52ZM51 258V259H52ZM59 258V257H58ZM252 258V257H251ZM34 259V258H33ZM38 259H36V260H38ZM45 259V258H44ZM78 259V258H77ZM86 259V258H85ZM89 259H91V258H89ZM95 259V258H94ZM116 259H118V258H116ZM32 260V259H31ZM47 260V259H46ZM54 260V259H53ZM52 260V261H53ZM87 260V259H86ZM96 260V259H95ZM102 260V259H101ZM45 261V260H44ZM50 261V260H49ZM81 261V260H80ZM84 261V260H83ZM225 261V260H224ZM25 262V261H24ZM27 262L29 263L30 261H28L27 260ZM37 262V261H36ZM43 262V261H42ZM47 262V261H46ZM53 262H55V260L53 261ZM75 262V263H74ZM77 262H78V260H77ZM113 262V261H112ZM254 262V261H253ZM18 263V262H17ZM32 263H34V262H32ZM41 263V262H40ZM49 263V262H48ZM80 263V262H79ZM78 263V264H79ZM87 263V262H86ZM88 263H89V261H88ZM92 263V262H91ZM22 264H24V263H22ZM31 264V263H30ZM42 264H44V263H42ZM52 264V263H51ZM96 264V263H95ZM101 264V263H100ZM113 264V263H112ZM232 264V263H231Z\"/></svg>", "mask_w": 264, "mask_h": 264}]
</instances>
